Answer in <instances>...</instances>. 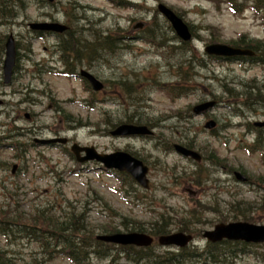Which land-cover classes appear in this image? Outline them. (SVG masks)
I'll return each instance as SVG.
<instances>
[{
  "label": "rangeland",
  "instance_id": "374dc122",
  "mask_svg": "<svg viewBox=\"0 0 264 264\" xmlns=\"http://www.w3.org/2000/svg\"><path fill=\"white\" fill-rule=\"evenodd\" d=\"M68 1L58 0L54 6L40 8L31 5L15 23H0V41L9 31L19 40V57L14 70L17 72H13L8 85H0V98L3 100L0 106V210L7 212L8 217H12L9 213L13 211L19 212L22 214L20 219L24 221H31V216L37 215L36 209L46 210L49 214L46 217L56 216L57 220L52 219L57 222L63 219L59 212L61 208L75 214L83 212L85 225L97 228L96 233L102 225L110 221L116 225L124 217L149 227L161 214L183 217L182 220L199 237L200 230L210 229L218 222L244 220L264 224L262 151L247 152L244 148L253 139V134L246 129V122L263 121L264 106L251 103L250 110L237 105L242 113H236L233 108L239 99L227 97L223 88L239 90V82L259 84L264 81V64L210 60L207 68L197 70L193 81H176L175 61L165 46L132 41L131 52L107 57V63L101 61L90 66L91 72L105 80V90L92 95L79 78L57 73L58 63L52 61L51 53L53 39H35L29 50L23 47L21 35H25L30 22L71 19L70 6L66 5ZM75 1L84 7L83 18L77 24L86 25L90 20L97 22L96 26L105 31L118 27L128 34H135L142 26L146 27L156 5L161 2L196 27L198 37L190 42L197 55H204V46L211 42L231 44L240 34L254 39L264 37V11L251 8L250 3L244 0H238L245 5L239 10L231 4L210 0ZM159 16L157 12L154 22L162 23ZM71 20L74 25L75 20ZM138 23L142 28L137 27ZM3 57L4 49L1 51L0 48V81ZM32 61L36 66L43 64L45 67L40 76L27 75L35 68L31 67ZM131 72H137L138 82L134 83V88L142 90L145 96L136 104L125 98L124 90L116 87L113 81L123 76L133 79ZM156 81L164 85L186 84L191 87V92L170 96L156 87ZM110 82H113L112 86ZM29 88L43 90L44 95L30 92L35 99H29V96L23 101L22 97ZM210 94L218 97V106L207 116L192 114L190 108ZM53 103L61 105L63 111L54 110ZM122 109L137 111L147 121H155L154 134H159L160 144H163V139L177 142L189 126L184 136L189 133L194 137L196 150L204 160L196 164L173 151L164 150L161 145L155 149L154 138L108 135L104 115L110 114V118L115 120L122 116ZM174 112L183 117L186 114V121L182 117H173ZM66 113L74 120L65 121L63 116ZM209 118L216 120L215 134L203 128ZM13 127L17 128L15 136L8 132ZM52 136H66L70 142L94 145L101 152L116 149L135 151L149 165V189L137 186L136 192H125L116 178L103 172L96 163H85L79 170L63 147H41L32 143L21 145L19 151L12 147L16 142L29 143L32 138ZM209 151L218 157V163L207 158ZM12 166H15L13 172ZM194 171L198 172L197 180L193 179ZM235 171L247 176L248 182L236 180ZM243 212L247 214L246 218H242ZM191 215L199 219H191ZM0 246L14 256L15 264H33L30 258L41 257L37 245L26 239L6 243L0 238ZM256 250L264 252V247L247 245L244 250L238 249L234 261L236 264H264V257L254 255ZM46 264L72 263L64 256H55Z\"/></svg>",
  "mask_w": 264,
  "mask_h": 264
},
{
  "label": "trees",
  "instance_id": "16d2710c",
  "mask_svg": "<svg viewBox=\"0 0 264 264\" xmlns=\"http://www.w3.org/2000/svg\"><path fill=\"white\" fill-rule=\"evenodd\" d=\"M55 2L49 3L47 0H0V23L2 24H13L18 18L23 16L29 6L34 5V8H40L42 6H54ZM120 2H125V0H119ZM213 3L218 1L231 4L235 9L239 10L244 8L245 5L238 0H210ZM118 2V0H117ZM245 3H250V7L256 10L264 11V0H244ZM66 5L70 6L71 19L75 20L73 25L71 19H66L64 23L68 26L67 30L57 34L53 37L52 43V59L54 62L58 63L61 67L60 73L68 74L69 62L71 59V72L74 71V67L85 66L90 68L91 65L95 63L98 64L101 61L107 63V57L118 56L124 52L132 51V41H145L165 46L168 53L172 55L175 61V80H182L183 82L193 81L196 78L197 70L205 69L208 67L209 61H221L223 59L206 56L197 55L195 49L191 45V42L180 41L172 32L171 27L168 23L162 19V23L154 22L156 11L153 13L152 17L149 19L148 25L136 32L135 34H128L124 32L122 28H115L114 30L105 31L104 28H100L97 22L87 20V24H77L83 18V6L77 3L75 0H69ZM141 7V5H139ZM143 8V7H142ZM177 13V12H176ZM180 15L179 13H177ZM181 16V15H180ZM189 28L191 29L193 37H198L196 33V27L189 23ZM169 34V35H168ZM24 41V49L29 50L33 39L45 37L43 32L26 30L25 35H21ZM3 35L0 41V48L3 51ZM18 41H16V46L18 47ZM233 46L247 47L255 51L253 57H240L241 61H249L251 63L264 64V39H254L249 36L240 34L236 40L231 42ZM19 57V52L17 51V59ZM229 60V59H228ZM35 62H31V67L35 68L29 70L30 77L39 76V74L45 71L43 64L36 66ZM48 65V64H47ZM17 64L15 65V69ZM17 70L14 72L16 73ZM137 74V72H135ZM132 73L133 79H128L126 77H119L113 80L117 84L116 87L124 90V97L133 100V104L139 103V101L145 98L142 94L143 91L136 90L134 88V83L138 82L136 74ZM110 86L113 82H110ZM0 85L2 82L0 81ZM156 87L160 90L165 91L170 96L186 95L191 92V87L186 84H167L164 85L155 82ZM154 85V86H155ZM239 90L235 88H224V92L227 97L239 99L235 102V108L233 111L236 113H242L237 109V105H241L242 108L251 110V103L259 104L258 107L264 106V81L259 82V84H245L239 82ZM113 89V88H112ZM30 92L36 95H44L43 90L38 89H28L25 91L22 99L25 101L29 96V99H35L30 95ZM26 96V97H25ZM213 98L218 99L217 96L211 94ZM33 101V100H32ZM233 103V102H232ZM227 107L231 108L229 103L226 104ZM136 106V105H135ZM138 108V106H136ZM53 109L58 111H63L61 105L53 103ZM104 113V112H103ZM65 121L74 120L66 113L63 116ZM110 114L104 115L103 122L106 128L109 129L121 122H132L136 124H146L149 127H154L155 121H147L145 117H142L137 111H125L122 109V116L112 120ZM176 118L182 117L186 121V114L181 116L179 113L174 112ZM181 119V118H180ZM246 129L253 134V139L249 145H244V148L248 152H253L256 150H261V158L264 161V128L254 127L250 122H246ZM184 127V126H183ZM172 129V127H170ZM185 128V127H184ZM15 127L9 129L11 136H15ZM26 129V128H25ZM189 130V126L185 128ZM184 130L182 136L177 139V142L187 146L188 148L196 149V144L194 142V137L189 136L187 133L184 136ZM26 132L31 133V130ZM210 134H215V131H210ZM155 142L154 147L157 149L161 145L164 150H171V144L173 142L163 139L160 144L159 134L154 136ZM29 143L16 142L12 144L14 151H19L20 146ZM28 147V146H27ZM25 148V147H23ZM22 149V148H21ZM131 152L133 155L142 159L145 163L146 160L143 156H140L135 151L125 149ZM203 157V156H202ZM207 158L213 163H218V157L209 151ZM107 174L114 176L118 180V185L124 189L125 192L137 191V186L134 181L124 173H117L115 171H107ZM193 179H198V172H192ZM201 180V179H199ZM133 194V193H132ZM136 195V194H133ZM138 195V194H137ZM264 201V197L262 198ZM263 204V203H261ZM248 209V208H246ZM37 215L31 216V221H24L20 219L22 214L19 212L9 213L12 217H8L3 210H0V238H3L6 243L13 241L16 243L19 240L26 239L30 242H34L39 251L41 252V257L39 259L30 258L33 264H46L47 260L50 258L64 256L72 264H236L234 258H237L236 251L238 249L244 250L247 244L241 242H223L221 244H211L205 243L202 247L197 245L187 246L185 248L174 251L167 248L157 247L156 244H152L149 247H135L132 245H114L111 243L101 242L95 239V235L98 233H112L119 231H140L148 232L155 236L160 234H165L170 232L171 229H176L179 231H194L191 230L188 223L182 220L183 217H177L176 214L166 215L161 214L159 218L154 220L149 227L145 223L140 221H135L129 218H122L118 224L112 223L110 221L107 225H102L96 233L97 228L94 226L85 225L83 212L66 211L64 208L59 210L60 215L63 219L59 222L56 216L47 218L49 214L45 211L38 210ZM244 213V212H243ZM247 214H242V218H246ZM55 220H53V219ZM51 219L53 221H51ZM191 219H199L198 216H192ZM198 223V220L194 222ZM251 247H264V244H251ZM254 255H260L259 257H264V252L254 251ZM14 256L4 247L0 246V264H15ZM19 262V261H18ZM20 263V262H19ZM21 264H25L21 262ZM30 264V263H26Z\"/></svg>",
  "mask_w": 264,
  "mask_h": 264
},
{
  "label": "water",
  "instance_id": "95a60500",
  "mask_svg": "<svg viewBox=\"0 0 264 264\" xmlns=\"http://www.w3.org/2000/svg\"><path fill=\"white\" fill-rule=\"evenodd\" d=\"M51 1V0H49ZM157 9L166 17L171 23L176 35L182 40H189L191 33L186 23L173 12L170 8L162 3L157 5ZM29 26L33 29L48 30L61 32L66 26L58 22H35L30 23ZM204 51L208 54H213L223 57H233L240 55H253V51L248 48H240L224 43H210L204 47ZM15 63V45L13 36L10 34L5 41V57L3 60V83H8L11 77L12 68ZM80 75L87 79L91 87L94 90H100L102 83L96 79L92 74L85 70H80ZM2 103L0 99V104ZM215 105L214 100H207L198 103L192 107L193 114H201L207 110H210ZM215 121L210 119L205 122L204 127L207 129L213 128ZM257 126H264V121L256 122ZM114 136H129V135H150L152 130L146 125H137L131 123H121L117 125L111 132ZM45 142H66V138H53L49 140H42ZM174 150L184 157L192 158L199 161L201 156L199 152L193 149H189L181 144L175 143L173 145ZM71 152L75 155V159L79 162L95 160L102 164L106 169H115L117 171H124L131 175V177L142 187H148L147 178V166L135 156L131 155L127 151L117 150L110 153L98 152L93 146H80L77 143H73L70 146ZM83 152L84 155H80ZM237 180L245 182L246 177L240 172H234ZM211 242H218L222 239L227 240H243L251 243L264 242V225L252 224L244 221H235L229 223H218L214 225L213 229L206 230L203 233ZM96 239L112 242L116 244H134L137 246L149 245L153 238L142 232H115L111 234L97 235ZM191 239V235L183 232H173L169 234L160 235L157 241L160 245H175L184 246Z\"/></svg>",
  "mask_w": 264,
  "mask_h": 264
},
{
  "label": "flooded vegetation",
  "instance_id": "af4514ba",
  "mask_svg": "<svg viewBox=\"0 0 264 264\" xmlns=\"http://www.w3.org/2000/svg\"><path fill=\"white\" fill-rule=\"evenodd\" d=\"M70 75H71V62H70Z\"/></svg>",
  "mask_w": 264,
  "mask_h": 264
},
{
  "label": "bare ground",
  "instance_id": "6f19581e",
  "mask_svg": "<svg viewBox=\"0 0 264 264\" xmlns=\"http://www.w3.org/2000/svg\"><path fill=\"white\" fill-rule=\"evenodd\" d=\"M4 52H5V50H4Z\"/></svg>",
  "mask_w": 264,
  "mask_h": 264
}]
</instances>
